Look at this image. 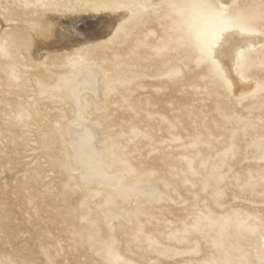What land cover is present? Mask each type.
I'll return each mask as SVG.
<instances>
[{
  "label": "rangeland",
  "instance_id": "rangeland-1",
  "mask_svg": "<svg viewBox=\"0 0 264 264\" xmlns=\"http://www.w3.org/2000/svg\"><path fill=\"white\" fill-rule=\"evenodd\" d=\"M34 2L0 0V33L27 37L0 57V261H255L259 231L241 225L264 215V168L251 153L264 112L196 65L198 37L215 18L166 10L169 33L155 13L124 26L123 10L23 6ZM86 45L99 47L69 63ZM245 57L258 64L264 43ZM198 219L205 230H191Z\"/></svg>",
  "mask_w": 264,
  "mask_h": 264
},
{
  "label": "snow or ice",
  "instance_id": "snow-or-ice-1",
  "mask_svg": "<svg viewBox=\"0 0 264 264\" xmlns=\"http://www.w3.org/2000/svg\"><path fill=\"white\" fill-rule=\"evenodd\" d=\"M25 8H38L42 10L60 9V8H93L103 6L113 11L123 10L126 14L130 13L128 21H122V25L126 26L130 21L137 18H142L145 14L155 13L160 17L161 26L165 32H172L175 29H170L165 21L168 17L165 15L166 10H174L177 8H194L201 10L218 22L216 30L212 33L210 39L200 43L194 56L197 66H203L208 70L209 78L212 79L216 86L225 93L232 91L236 81L230 78L233 71L231 65L225 66V58L233 57L235 62V70L241 82L254 84L255 87L247 93V97L259 99L261 111L264 112V57H261L258 64H249L244 55L242 45L232 43L230 38L239 34L244 35H261L264 36V0H259V3L248 4L241 6L237 0H188L185 4H177L174 0H104V3H93L92 0H79L78 3L67 2L62 0H35L34 3H25ZM119 31V29H118ZM22 44H27V37H14L7 30L0 33V57L5 59L11 58V52L17 41ZM99 47V45H86L84 48L76 49L72 55L68 57V62L77 64L83 62V53L91 48ZM171 47L170 36H163L162 46L159 51H167ZM240 49V51H237ZM22 51V47L17 52ZM259 69L255 79L252 78L253 67ZM173 76H179V72L173 73ZM245 75L248 80H245ZM79 104V101H77ZM84 109L81 110V119L84 118ZM30 119V117H29ZM247 132V129L245 130ZM260 161L261 167L264 168V122H262V130L260 132ZM261 177H264V171L261 172ZM251 186V185H250ZM262 188H264V179H262ZM264 199V195H262ZM233 218H228L225 221V226L232 222ZM240 219L239 216L236 217ZM211 221H209L210 223ZM247 231L256 233L259 231L261 243L259 245L258 258L255 261L242 260L239 264H264V215H261L258 224H252L251 220L241 225ZM206 229V224L202 219H198L191 226V230L203 231ZM223 231V229H221ZM217 248L223 246L219 243ZM113 253L112 245L109 244L106 249V255L111 256ZM0 264H6L5 261H0ZM14 264H37L36 261L17 260ZM101 264V262H97ZM103 264H113L110 259H105ZM118 264H128L127 261H118ZM201 264H237L236 261L225 256L223 259H207Z\"/></svg>",
  "mask_w": 264,
  "mask_h": 264
},
{
  "label": "bare ground",
  "instance_id": "bare-ground-1",
  "mask_svg": "<svg viewBox=\"0 0 264 264\" xmlns=\"http://www.w3.org/2000/svg\"><path fill=\"white\" fill-rule=\"evenodd\" d=\"M217 26H218V22L215 19H209L208 22L204 25V28L198 37V43L200 44L210 39L212 33L216 30ZM230 41L232 43L242 45L243 49L245 50L244 51V55H245L246 51H249L253 48L261 46L264 43V36H261V35L241 36L239 34H236L235 36L230 38ZM237 51H240V49H237ZM228 65H231L233 67V71L230 74V78L236 81V84L231 91V93L234 96H240L246 92H249L250 90H252V88L255 87L254 84L240 81L239 76H237L236 74L235 62H234L233 57L225 58V66H228ZM245 80L247 81L248 79L245 78ZM251 147H252L251 153L253 157L260 158V152H259L260 141L253 142ZM155 249L159 251L160 253L167 254V255H171L175 253V250L172 247H169L166 245H156Z\"/></svg>",
  "mask_w": 264,
  "mask_h": 264
}]
</instances>
